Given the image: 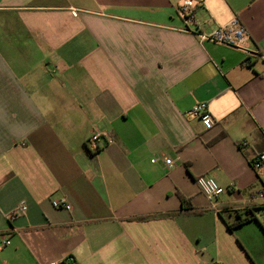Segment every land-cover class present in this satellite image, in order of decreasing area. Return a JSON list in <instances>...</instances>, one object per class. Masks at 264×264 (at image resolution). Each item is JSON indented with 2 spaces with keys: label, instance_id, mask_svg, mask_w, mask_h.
Returning a JSON list of instances; mask_svg holds the SVG:
<instances>
[{
  "label": "crops",
  "instance_id": "0c3cea01",
  "mask_svg": "<svg viewBox=\"0 0 264 264\" xmlns=\"http://www.w3.org/2000/svg\"><path fill=\"white\" fill-rule=\"evenodd\" d=\"M186 1L0 0V264L264 258L260 219L228 226L264 214V0H193L195 33ZM235 21L241 49L196 35ZM200 176L233 189L211 201Z\"/></svg>",
  "mask_w": 264,
  "mask_h": 264
},
{
  "label": "built area",
  "instance_id": "2783aa9c",
  "mask_svg": "<svg viewBox=\"0 0 264 264\" xmlns=\"http://www.w3.org/2000/svg\"><path fill=\"white\" fill-rule=\"evenodd\" d=\"M195 9L196 3L193 0H187L183 6L180 8V13L183 17L185 30L195 33L191 30L190 25L195 23ZM73 14L77 16V12L73 11ZM201 42L210 41L217 44H221L227 47L241 49L243 48L244 42L246 41V30L239 24L238 21L233 22L232 24L219 28L210 34L197 33L196 34ZM188 120H200L206 129H212L216 121L213 115L209 112L208 104L205 102H200L195 104L191 109L186 113ZM109 135L104 133H95L88 141V147L93 151L99 149V142L103 139H106ZM163 161L167 166H172L173 161L169 157L163 156ZM156 162V160H153ZM255 169L259 172H264V152L260 153L255 162ZM197 185L201 192L211 201L219 199L227 191H231L233 188H225L221 186L214 178L208 176H200L196 180ZM254 199H264V190H258L253 196ZM53 206L58 209L71 210L72 206L70 203L65 200H56L53 202ZM21 213L27 211V206L25 204L21 205ZM11 242L9 240L5 241V245H9ZM56 264H74V259L69 257L63 261H60Z\"/></svg>",
  "mask_w": 264,
  "mask_h": 264
},
{
  "label": "trees",
  "instance_id": "16d2710c",
  "mask_svg": "<svg viewBox=\"0 0 264 264\" xmlns=\"http://www.w3.org/2000/svg\"><path fill=\"white\" fill-rule=\"evenodd\" d=\"M182 203H183V206L185 208H187V209L191 208V207L189 208V203H188V201L185 198H182ZM256 210H259V208L247 209L244 215L239 214L237 222L234 223V224H229L228 225L229 228L231 230H234L236 227L243 226V225L249 223L252 220L258 221V218H257V215H256ZM200 213H203V212H200ZM168 216H174V215H168ZM145 219H148V218H144V220Z\"/></svg>",
  "mask_w": 264,
  "mask_h": 264
},
{
  "label": "rangeland",
  "instance_id": "374dc122",
  "mask_svg": "<svg viewBox=\"0 0 264 264\" xmlns=\"http://www.w3.org/2000/svg\"><path fill=\"white\" fill-rule=\"evenodd\" d=\"M184 5V3L181 5V6H183ZM258 219H260V221H261V223L263 224V226H264V214L263 213H259L258 214ZM256 259L258 260V264H264V258H257L256 257Z\"/></svg>",
  "mask_w": 264,
  "mask_h": 264
}]
</instances>
